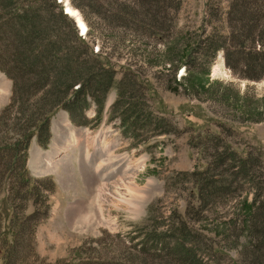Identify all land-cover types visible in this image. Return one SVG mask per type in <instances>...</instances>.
<instances>
[{
	"label": "rangeland",
	"instance_id": "obj_1",
	"mask_svg": "<svg viewBox=\"0 0 264 264\" xmlns=\"http://www.w3.org/2000/svg\"><path fill=\"white\" fill-rule=\"evenodd\" d=\"M67 2L86 27L82 33L77 20L67 15L77 36L110 63L117 79L125 71L135 77L136 87L120 88V96L111 88L102 107L81 97L69 110L59 107L51 117L47 146L31 141L26 167L33 178H50L55 191H49L50 183L39 184L36 192L40 197L42 191L49 193L50 209L32 235L30 223L23 230V247L16 250L24 259L4 258L0 248V264H37L33 254L53 263L84 244L95 246L97 237L117 238L125 245L141 227L155 222L166 227L173 217L187 222L201 240L196 261L183 264H264V77L237 76L226 66L222 50L213 62L192 53L183 63L210 30L226 35L231 0H173L161 38L155 17L149 19V36H137L131 27L103 22L105 13L120 14L117 6L108 11L103 2L95 18L86 12V21ZM160 10L153 5L152 12ZM14 29L20 31V26ZM1 38L7 60L14 51L12 40ZM15 59L23 61L24 56ZM11 87L0 71V111L9 103ZM134 101L159 125L131 123L126 105ZM223 150L227 156L211 163ZM243 150L246 163L237 160ZM204 161L210 165L208 173L201 172ZM203 177L207 188L196 186ZM5 195L3 189L0 234L6 232L13 205ZM33 210L30 203L26 212ZM110 245H105V255L116 247Z\"/></svg>",
	"mask_w": 264,
	"mask_h": 264
},
{
	"label": "trees",
	"instance_id": "obj_2",
	"mask_svg": "<svg viewBox=\"0 0 264 264\" xmlns=\"http://www.w3.org/2000/svg\"><path fill=\"white\" fill-rule=\"evenodd\" d=\"M70 2L81 11L86 21V12L95 18L103 2L108 11L117 6L119 15L105 13L101 19L103 22L119 23L121 27H131L132 33L137 36H149L147 29L152 27L149 19L155 17L159 38L163 22L170 21L169 11L173 4V0ZM50 3L49 0H0V42L1 35L8 36L14 50L12 57L4 60L6 53L0 46V71L12 83L9 103L0 111V193L4 189L5 201L13 203H9L6 232L0 234L4 258L17 257L16 248L20 250L24 243L23 230L30 223L28 229L32 235L50 209L49 193L43 194L42 191L43 196L40 197L36 192L39 184L50 183L52 187L49 191H55L50 178H33L26 167L31 140L35 138L40 147L47 146L51 117L59 107L69 110L79 97L83 101L90 98L97 107H102L111 88L117 89L120 96V88L127 86L133 89L137 83L135 77L126 74L127 71L117 79L110 63L103 62L100 54H95L89 43L77 36L75 23L63 13L60 4L55 0H50ZM153 5L161 10L152 12ZM226 15L229 19L226 35L216 29L210 30L199 46L185 53L183 63L191 59L192 53L199 58L208 57L213 62L216 53L222 50L226 66L236 71L237 76L249 80L261 79L264 77V0H231ZM7 23L12 24L11 29L5 30L3 27ZM16 25L20 26V31L14 29ZM19 55L24 56L23 61L15 59ZM101 56L107 57L106 54ZM116 105L117 101L113 106ZM126 108L132 111L131 123L141 121L144 126L159 125V120L135 101L128 102ZM245 153L248 156L244 150L238 155L240 163L247 162L246 156H241ZM226 156L227 152L223 150L212 156L211 163H219ZM209 166L204 161L201 172L208 173ZM207 179L198 178L196 186L207 188ZM30 203L34 210L27 213ZM151 215L149 207L147 218ZM172 219L174 221L166 227L163 222L141 227L137 237L131 235L126 242L123 241L125 245L117 238L97 237L92 240L95 246L84 244L80 251L73 250L69 256L53 263H46L35 254L32 257L37 259V264H183L186 260L196 261L195 251L199 249L201 240L183 219ZM160 226L163 228L160 229ZM136 238L140 240L132 244L131 241ZM112 242L116 247L105 255L102 252L106 249L105 245L112 247ZM157 244L159 248L155 247ZM23 254L21 252L17 258L24 259Z\"/></svg>",
	"mask_w": 264,
	"mask_h": 264
},
{
	"label": "bare ground",
	"instance_id": "obj_3",
	"mask_svg": "<svg viewBox=\"0 0 264 264\" xmlns=\"http://www.w3.org/2000/svg\"><path fill=\"white\" fill-rule=\"evenodd\" d=\"M57 3H63V5H64V7H65V5H66V9L63 7L62 8V10L65 12V14L66 15H71V17L73 16L74 18H76V20H77V25H79V27H80V31L82 32V33H84L85 32V30H86V27H85V25H84V23H83V21H82V19L80 18V15H79V13L75 10V9H73V7H71L70 6V4H68V2H67V0H55ZM65 2H67V4L65 3ZM65 9V10H64ZM68 13V14H67ZM73 18V19H74ZM78 27V26H77ZM79 27H78V29H79ZM33 154V152L31 151V155ZM31 157V156H30ZM41 164H44V163H41ZM29 166V165H28ZM47 166V165H46ZM30 167V166H29ZM43 167V166H42Z\"/></svg>",
	"mask_w": 264,
	"mask_h": 264
},
{
	"label": "water",
	"instance_id": "obj_4",
	"mask_svg": "<svg viewBox=\"0 0 264 264\" xmlns=\"http://www.w3.org/2000/svg\"><path fill=\"white\" fill-rule=\"evenodd\" d=\"M74 22L76 23V19L74 18Z\"/></svg>",
	"mask_w": 264,
	"mask_h": 264
}]
</instances>
